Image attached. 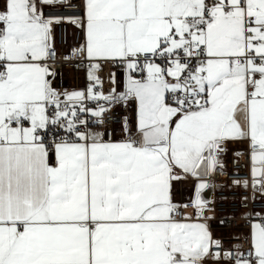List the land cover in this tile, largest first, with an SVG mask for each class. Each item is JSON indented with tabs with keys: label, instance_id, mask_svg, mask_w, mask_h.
Wrapping results in <instances>:
<instances>
[{
	"label": "snow or ice",
	"instance_id": "1",
	"mask_svg": "<svg viewBox=\"0 0 264 264\" xmlns=\"http://www.w3.org/2000/svg\"><path fill=\"white\" fill-rule=\"evenodd\" d=\"M0 264H264V0H0Z\"/></svg>",
	"mask_w": 264,
	"mask_h": 264
},
{
	"label": "built area",
	"instance_id": "2",
	"mask_svg": "<svg viewBox=\"0 0 264 264\" xmlns=\"http://www.w3.org/2000/svg\"><path fill=\"white\" fill-rule=\"evenodd\" d=\"M56 36H57V48L60 52L66 53L68 50V47L70 45L76 44L79 33L75 31L74 29L62 25L61 27L57 28L56 30ZM56 67L60 71V76L57 78L55 81V84L57 87L63 88V89H77V88H82L86 86V80L83 82H79L78 77H74L73 82L70 83L69 85L65 84L63 81V76H62V69L63 67H67L68 69H71L72 71L77 74L79 71H83L81 69H78L77 65L75 63H66L63 66L57 64ZM84 72V71H83ZM236 170V165L234 164L231 155L228 158V174L221 175L217 173L214 177H212V181L217 184H224L225 182L230 183L233 179H238V178H245L247 175V167L244 165V163H241L239 165V176L234 175V171ZM210 197L209 198H216L215 199V216L217 219H213L209 221L210 227L212 230H220L223 232V234L218 235L216 237H222L224 239L225 245H228L229 243H233L235 241L230 240V236H233L237 234L238 232H247V226L244 225L243 221L236 220L229 226L221 225L219 223V217L223 216L225 213L231 214L233 211L234 205L231 202V196H232V191H230L228 188L224 189H217L215 192L210 190ZM242 193L239 192V190H236V195L239 196ZM246 194V193H243ZM221 196H228L229 200H220L219 197ZM257 210L260 208V203L257 201L254 205ZM238 210V209H237ZM189 211H191L189 209ZM209 215H212V213H209ZM237 225H242L241 228H238Z\"/></svg>",
	"mask_w": 264,
	"mask_h": 264
},
{
	"label": "crops",
	"instance_id": "3",
	"mask_svg": "<svg viewBox=\"0 0 264 264\" xmlns=\"http://www.w3.org/2000/svg\"><path fill=\"white\" fill-rule=\"evenodd\" d=\"M83 74L85 76V73L84 72H83ZM177 187H182V189H183L182 192H178L177 193V197H176V199L178 201H182V200H186V198L191 194V190H192V187H193V183L191 181H189V182L183 184L182 186L181 185H178ZM205 195H206V197L209 198L210 195H211L210 194V190L209 191H206ZM212 232L214 233L215 236H218V235L223 234V232H221L220 230H212Z\"/></svg>",
	"mask_w": 264,
	"mask_h": 264
},
{
	"label": "rangeland",
	"instance_id": "4",
	"mask_svg": "<svg viewBox=\"0 0 264 264\" xmlns=\"http://www.w3.org/2000/svg\"><path fill=\"white\" fill-rule=\"evenodd\" d=\"M62 76H63L64 83L67 85L73 82V79L75 76L79 78L80 84H81V81L83 82L85 80V76L82 71H79L77 72V74H75L74 71H72L71 69H68L67 67H63Z\"/></svg>",
	"mask_w": 264,
	"mask_h": 264
}]
</instances>
